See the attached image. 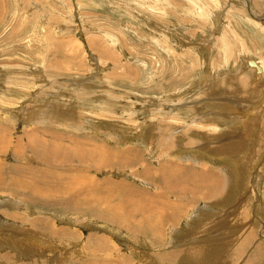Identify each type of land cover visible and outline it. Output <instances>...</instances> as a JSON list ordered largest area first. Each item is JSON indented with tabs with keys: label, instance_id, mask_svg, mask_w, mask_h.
I'll return each instance as SVG.
<instances>
[{
	"label": "rangeland",
	"instance_id": "rangeland-1",
	"mask_svg": "<svg viewBox=\"0 0 264 264\" xmlns=\"http://www.w3.org/2000/svg\"><path fill=\"white\" fill-rule=\"evenodd\" d=\"M0 164V264H264V0H0Z\"/></svg>",
	"mask_w": 264,
	"mask_h": 264
},
{
	"label": "bare ground",
	"instance_id": "bare-ground-1",
	"mask_svg": "<svg viewBox=\"0 0 264 264\" xmlns=\"http://www.w3.org/2000/svg\"><path fill=\"white\" fill-rule=\"evenodd\" d=\"M56 150H58V149H56ZM21 151V150H20ZM34 151V150H33ZM39 151V150H38ZM19 153V152H18ZM51 153V152H50ZM35 154H37V153H35ZM49 154V153H48ZM40 155V154H39ZM42 155V154H41ZM34 156V155H33ZM43 156V155H42ZM46 156V155H45ZM50 156V155H49ZM44 157V156H43ZM47 157V156H46ZM60 157V156H59ZM34 159H35V157H34ZM38 159V158H37ZM53 159V158H52ZM51 159V160H52ZM53 161H55L54 159H53ZM57 161V160H56ZM81 161V160H80ZM48 162L49 161H47V160H44V163L45 164H48ZM1 165V164H0ZM6 166V165H5ZM4 166V167H5ZM17 168V167H16ZM19 168V167H18ZM7 169H8V167H7ZM11 169V168H10ZM24 170V169H23ZM23 170H18V169H14V168H12V170L10 171V175H12V174H18V176H19V174L23 171ZM37 170H39V169H37ZM36 170V171H37ZM35 172V171H34ZM44 173V172H43ZM39 175H41V174H39ZM17 176V175H16ZM11 177V176H10ZM42 177V176H41ZM145 177H146V174H145ZM7 178V177H6ZM12 178V177H11ZM10 178V182H12V180H13V178L11 179ZM70 178V177H69ZM2 179H4V177H2ZM9 179V178H8ZM4 181V180H3ZM3 181H0V187H3L4 186V184H9V182H3ZM95 181V180H94ZM206 181V180H205ZM14 182V181H13ZM12 182V183H13ZM16 182V181H15ZM61 182V181H60ZM86 182V181H85ZM161 183H169V187H170V189L169 190H173V189H175V185H173V184H170V182L168 181V179L167 178H165V179H162L161 180ZM16 184V188H20V187H22V188H25V189H28V188H30L31 189V196H42V197H44V198H46V196H48V198H53L54 199V194H53V191H50V190H47V189H44L43 187H41V188H36V186L35 185H33V184H30V185H27V184H25L26 186H21V185H19L18 183H15ZM80 184V183H79ZM12 185V184H11ZM61 185V184H60ZM59 185V186H60ZM124 187H126V186H123V188ZM6 188V187H5ZM72 188V187H71ZM70 188V189H71ZM96 188L97 189H99V187H98V185L96 186ZM127 188V187H126ZM202 188V187H201ZM70 189H69V193H70ZM130 189V188H129ZM55 190V189H54ZM67 190H68V188H67ZM66 190V191H67ZM76 190V189H75ZM56 191V190H55ZM59 192H62V191H60V190H58ZM71 191H72V189H71ZM74 191V190H73ZM72 191V192H73ZM130 191V190H129ZM57 192V191H56ZM133 192V191H132ZM135 192V191H134ZM65 194L67 193V192H64ZM68 193V194H69ZM76 192H73L72 194V200L73 201H75L76 203L78 202V195H76L75 194ZM68 194H66V195H68ZM70 195V194H69ZM62 198H64V197H61V196H58V199L57 200H59V201H62V200H65V199H62ZM67 199H69V197L67 198ZM126 199V198H125ZM56 200V199H55ZM82 200V199H81ZM123 200V199H122ZM129 200V199H128ZM67 200H65V202H66ZM68 201H70V200H68ZM154 201V200H153ZM129 202V201H128ZM128 202H126V203H128ZM152 202V201H151ZM60 203V202H59ZM71 203V202H70ZM87 203V202H86ZM78 204V203H77ZM88 204V203H87ZM117 204V203H116ZM57 206H58V204H56ZM56 205H54V206H56ZM121 205H123V207H124V204H121ZM120 204H117V205H115V206H113V207H108V208H116L117 209V211H121L120 209L121 208H123L122 206H121ZM148 205V204H147ZM149 205L150 206H152V203H149ZM148 205V207H150ZM61 206V205H60ZM128 206V205H127ZM127 206H125V207H127ZM76 207V210L77 209H81L82 208V206L79 204V205H76L75 206ZM172 207H174V205H172ZM83 209V208H82ZM85 210V209H84ZM108 210H110V209H108ZM97 211H100V209L99 210H97ZM102 211V210H101ZM105 212V211H104ZM107 212H109V211H107ZM132 212H133V210L132 211H128V212H125V214L124 215H122V217L121 218H117V217H115V218H117L119 221H120V223L122 224V225H124V226H126V228H128L130 231H132V232H134V233H140V231H142V229L143 230H147L146 232V234H153V230H151L150 229V226H151V223H149V222H146V221H148L147 219H145L144 217H143V214H142V212H141V210L140 209H138L137 210V212L139 213V221H137V219L135 218V216H133V214H132ZM122 213V212H121ZM108 215V214H107ZM128 216V217H127ZM137 216V215H136ZM125 217V218H124ZM110 219V218H109ZM161 220V219H160ZM111 221V220H110ZM113 221V220H112ZM117 223V222H116ZM148 224V226L147 225H145V224ZM118 224V223H117Z\"/></svg>",
	"mask_w": 264,
	"mask_h": 264
}]
</instances>
